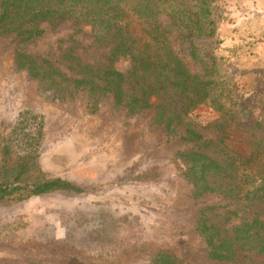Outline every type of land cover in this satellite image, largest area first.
Here are the masks:
<instances>
[{
    "label": "rangeland",
    "instance_id": "obj_1",
    "mask_svg": "<svg viewBox=\"0 0 264 264\" xmlns=\"http://www.w3.org/2000/svg\"><path fill=\"white\" fill-rule=\"evenodd\" d=\"M208 4L214 34L198 43L234 85V99L244 111L238 127L225 138L238 150L233 139L241 131L248 132L256 120L264 126V0ZM40 28V38L17 49L49 60L63 73L75 60L100 61L101 51L90 43L89 26L66 20L54 26L42 23ZM15 48L12 36L0 37V151L3 146L10 151L0 180L19 168L22 153L14 128L18 115L29 112L42 120L33 152L36 169L44 178L65 180L82 192L1 203L0 264H150L159 245L188 264H226L207 260L194 230L199 208L225 203L214 194L191 198L175 153L195 146L179 143L177 135L155 124L151 108L127 115L104 98L90 111L83 94L59 100L52 92H42L25 72L15 69ZM113 68L125 75L129 62L118 59ZM215 119L206 105L182 117L211 141L218 136L210 126ZM210 150L204 152L215 157ZM251 260L264 264V254ZM231 264H247V258L239 254Z\"/></svg>",
    "mask_w": 264,
    "mask_h": 264
},
{
    "label": "trees",
    "instance_id": "obj_2",
    "mask_svg": "<svg viewBox=\"0 0 264 264\" xmlns=\"http://www.w3.org/2000/svg\"><path fill=\"white\" fill-rule=\"evenodd\" d=\"M66 20L89 26L90 43L101 51L100 61L75 60L63 73L49 60L17 49L43 35L40 24ZM213 34L208 0H0V37L12 36L15 69L25 72L42 92H52L59 100L83 94L90 111L104 98L127 115L151 108L155 124L177 135L179 143L195 146L175 153L191 198L214 194L225 201L204 205L196 213L194 230L207 260L231 264L240 254L247 264H256L251 258L264 254V126L253 121L248 132L233 139L238 150L227 145L225 138L238 127L244 111L234 99V85L198 43ZM118 59L129 62L125 75L113 68ZM200 105L216 114L210 124L218 130L215 141L203 139L182 121ZM15 126L22 155L15 174L0 180V204L60 191L81 193L65 180L44 178L36 169L33 152L41 138V117L20 113ZM9 153L8 147L1 148L0 172L6 170ZM27 174L33 178L25 180ZM150 264L188 263L159 245Z\"/></svg>",
    "mask_w": 264,
    "mask_h": 264
}]
</instances>
